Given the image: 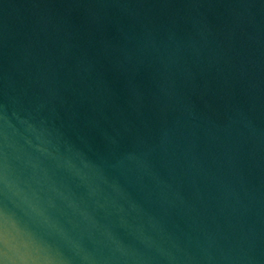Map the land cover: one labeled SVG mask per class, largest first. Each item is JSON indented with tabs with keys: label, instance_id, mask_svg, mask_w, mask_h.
Here are the masks:
<instances>
[{
	"label": "water",
	"instance_id": "water-1",
	"mask_svg": "<svg viewBox=\"0 0 264 264\" xmlns=\"http://www.w3.org/2000/svg\"><path fill=\"white\" fill-rule=\"evenodd\" d=\"M0 264H264V0H0Z\"/></svg>",
	"mask_w": 264,
	"mask_h": 264
}]
</instances>
